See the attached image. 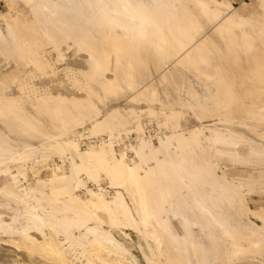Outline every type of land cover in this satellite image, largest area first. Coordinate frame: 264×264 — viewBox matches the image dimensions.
<instances>
[{
    "label": "rangeland",
    "instance_id": "rangeland-1",
    "mask_svg": "<svg viewBox=\"0 0 264 264\" xmlns=\"http://www.w3.org/2000/svg\"><path fill=\"white\" fill-rule=\"evenodd\" d=\"M32 1L0 0V138L3 140V145L5 147V151L0 153V160L8 159L13 156L15 157L24 154V152L28 154V149L26 147H34L38 150V152L30 156V161L26 163L23 172L18 171V165L13 162H9L7 164L9 166L6 164L0 166L1 171L8 168L9 172H13V175L14 173L18 175L17 181H19L16 183L19 185H16L11 180H6L8 176H5L3 173L0 175V223L5 226L4 230L12 231V233L0 232V264H107L112 262L109 260L106 262L103 260L100 261L101 259L89 255L83 256V251L80 249L75 251L67 250L68 245L63 242L64 236L56 232L60 227L58 222L63 216L71 217L75 220L88 218L90 219V227H96L110 232L115 240L121 243L124 249L127 250V253L124 254V259H126L125 264H149L146 256H150V259L155 264L159 262V264H264V157L261 158L251 154V151L255 149L258 151H262L263 149L262 152H264V11L261 3L262 0H217L218 3L216 4L218 5L214 2L207 1L211 11L215 9L221 13L220 18L213 22L208 19L209 17L204 16L201 10L202 8H199L200 6L196 3V0H171L168 3L164 2L161 9L162 16L169 18L177 16L175 17V19L177 18L176 20H187L188 22L192 21L197 24V29H200V31L193 35V37L195 36L193 45L195 47L198 45L205 46L207 49V51L205 50V54L208 56L207 58H209V63L207 64L208 67L205 65L204 69L202 66L199 71L193 69L188 70L181 65H177L176 60L184 57L186 53H178L176 51V44L171 35V30H169L171 25L169 22H166L167 24L165 23L162 29L161 43L160 40L158 41L157 36L152 35L151 39L159 48L161 47V50H164H162L163 52L171 56L169 62L172 65L167 63V67L165 66L166 71L169 67L173 76L177 77L179 75L183 85L180 95L172 86L170 87V85H162L163 88L161 84L158 83L161 73L158 72V74L155 72V67L149 62V64H147L148 70L152 76L154 75L153 78L156 77L155 79H158H153L158 85L156 87L159 91V98L156 104L155 102H149V100L144 97L140 98V96H138L135 98L134 93L130 94V92L127 93V91H125V93H123L124 91H120L114 96L105 95L101 87L93 82L91 75L94 73V68L90 64L93 54L91 50H95L94 55L99 57L100 64L108 69V71L106 70L104 72L103 80L111 79L113 75L111 70L118 58V55L113 51L115 47L113 45H115L117 41L113 40L112 42L106 40V30H103V28L95 24L87 25L86 21L83 20L84 18L81 19L77 16L83 11L86 13L85 16L88 15L87 19H92L90 10L82 5L76 4V2H79L78 0H73L72 4H74V8L72 4L67 3V0ZM57 3L60 4V6L57 5ZM39 5L41 6V8H39L40 10L38 9ZM36 6L37 9L35 8ZM68 7H71L72 9H70L75 11H72L75 16L72 15L73 13L71 10L69 11ZM171 7H173V12L170 10ZM62 12H64V14ZM67 13H69V15ZM187 13L192 17H190V19L193 20L188 18L189 15ZM50 14L56 19L53 18V23L50 22L49 24L48 17L51 16ZM184 14L187 15L185 16ZM69 17L73 19L70 18L71 22L68 23ZM231 17L236 23H240L239 27L232 29V33L235 35L238 33L237 36H239L242 31L250 36V42L252 41V46H254L250 51L243 52L239 50V52L231 43V39L229 38L231 34L229 32H220L217 30L223 21ZM58 21L60 23H58ZM8 25L9 27L13 25L12 33H10ZM87 27L90 30L87 29ZM47 34L50 36V39H48L49 37ZM74 36H76L77 39H75ZM231 38L236 39L237 37L232 36ZM172 47L173 49H170ZM195 47H192L191 50ZM27 50H30V52H27ZM106 51L109 52L108 59L105 57ZM132 53L133 52L130 54ZM148 54H145L143 57L148 58ZM115 55L117 57H115ZM172 57L174 59H172ZM242 57H244V60H242ZM27 58L29 59L27 60ZM232 60H234V62ZM238 61L240 62L239 64ZM175 62L176 65L173 64ZM37 63L43 65V70L39 69ZM46 64L48 65L47 68L45 66ZM216 68L218 71H216ZM86 75L88 78H86ZM219 76L222 78L220 79ZM184 80H186V82ZM87 85L89 88H85ZM188 85H190V87H188ZM187 89L196 92L197 99L191 100L186 93ZM87 90L88 92H94L96 96L95 100H97L98 104H101L99 105L101 111H99L100 115L98 114L99 117H93V120L97 118L100 119L108 111L117 110L123 121H126L125 123L123 122L122 126L114 130L112 136L109 132L97 134L91 132L90 128L93 124L92 119H86L82 124L72 126L71 129L69 128L65 132L62 124L63 121L60 120L62 115L54 117L52 112L55 109V104L49 101L51 97L83 98L88 94ZM160 90L165 91L167 95ZM10 98L17 101L18 105H15V108L21 107L23 116H27L30 123H33L32 125L26 126L25 124L19 123L17 120L19 115L17 113L11 111L9 113V110L6 111L8 107L4 100ZM159 105H162V108ZM166 107L169 108L165 109ZM132 109L136 112L132 113ZM69 110H72L71 107H69L68 111ZM151 111H153V113H151ZM171 113H175L176 115L171 117ZM65 114H63V116ZM34 120L36 121L34 122ZM40 121L46 124L44 125ZM165 121L168 122L166 123ZM56 123H58V125ZM198 128L202 130L199 131ZM192 130L199 131L196 141L188 146V148H178L176 140L180 138L179 136L188 137L189 131ZM213 130L217 133L223 135L229 134L233 137V142L236 144L232 142V146L230 145V147L234 151L236 150L237 155L234 157L235 159L229 158L225 154L219 153V151L217 152V148L209 143L207 138L214 132ZM168 136L174 137H172L173 140L171 139V146L169 147V153L171 156L173 155L172 158L174 160H172L174 163H176V161L178 162L180 157H183L185 153L186 155L184 157L195 160V162L193 160V164L190 166L191 169L189 168V171H192L189 176L183 180H179L180 182L178 180H173L174 182H170L171 185L167 184L170 190L169 192L175 197H172L170 193H168L170 195L169 198L165 195L167 200L165 203L167 205L161 202V196L156 192V188L159 187L158 185L161 182L160 175H156L149 185H146L149 190L146 194L147 201H144V203L147 202L146 205L148 204L149 206V212L151 209L157 211L160 205H164V207L167 208L166 212L161 209V212H164L161 218L168 220L167 229L169 233L163 234L160 227L153 225L156 227L154 229V227L152 228V225L149 224H139L133 227L118 224L116 228V225H112V219L108 214L105 212H96L88 208L90 205L91 192H101L108 202L112 201L116 192H121L130 204V197L133 196L137 187L126 180H124V182L120 181L117 185H112L111 177L104 173L100 174L97 182L89 179L86 175L85 177L81 173L78 177L80 185L72 194V198L74 199L72 202L66 201V199H64L66 195L64 194H51L50 186L48 185L37 186L40 180L49 178L53 176L54 173L58 175H70L72 172V159H70L71 155L69 153L60 155L53 149H47V151L43 150V145H49L53 142L54 137H57L56 140L60 143L67 140L76 141L77 148L80 152L97 151L104 143L110 144L116 156L120 157L119 155L124 153L126 156V164L134 165L138 163V159L134 152L141 146L138 141L139 138L150 143L152 147L159 148L160 139L164 140V138ZM84 139H94L95 141L86 144L85 147L82 148L81 141ZM206 139L208 142H206ZM241 140H244L243 143ZM245 141H248V143ZM253 143L254 145H252ZM249 145L252 147L249 148ZM192 147H194V150ZM196 147L198 148L196 149ZM206 147L208 148L206 149ZM188 149H190V152H188ZM223 151L227 150L223 149ZM220 152L222 151L220 150ZM199 154H201V158ZM73 158L75 162L77 161L76 163H79L76 156L74 157L73 155ZM197 158L199 160H197ZM154 166L155 163L152 161L147 165V167L151 168ZM198 166L202 170L198 168ZM200 170L202 173L199 172ZM143 173L144 172H141V174ZM199 177L201 179H199ZM201 180L203 181L200 182ZM254 180L256 183H253ZM176 181L179 185L177 183L175 184ZM190 181L194 182V185L199 189L201 188L203 195H205L208 200L207 201L201 193L204 205L209 206H207L209 211L212 215L215 214V217H207V220H205L204 216H206V213L195 208L196 205L194 204L195 200L193 196L194 198L196 197L194 193H192V188H185L186 190L183 188L181 189L183 184H187ZM221 184H223V186ZM17 188L19 190H17ZM13 191L20 197L17 198L12 196L11 194ZM186 191L188 192L186 193ZM215 193L217 195H215ZM187 194H189V196ZM30 197L32 198L30 199ZM176 197L180 201L187 198L189 205L185 206L183 209H172L170 206L174 204ZM170 199H172L171 203H169ZM23 200L26 203L25 205L23 204ZM209 201H211L213 206ZM181 202L180 204H182ZM230 202L232 203L230 204ZM64 205H68L67 208H65ZM137 206V208H142V201H139ZM232 206L235 207L233 208ZM188 208H191L190 211ZM131 209L137 221H145V212L147 213V211H144L142 216L138 217L135 208L131 207ZM25 210H28V212ZM62 210H64V212ZM29 211L34 212L39 217L41 216L40 218L43 221L48 218L52 219L51 222L53 224L43 222L40 229L43 233L45 232V237L54 244L62 243L59 247L62 248L64 254H66V263L62 261L60 263L59 260L50 256L47 251L38 247L39 245L30 246L26 241L21 240L19 233H21L23 229L31 227ZM212 212H214V214ZM174 214H176V216ZM218 216H222L223 218H219ZM182 217L189 222L191 220H195L191 222L204 221L205 223H202L204 228L200 226L201 228L197 227L196 229V227H194V229L192 226L190 230L186 232L185 229H183L184 222L182 221L184 218ZM213 218L220 220V223H226V226H221ZM221 219H223V221ZM209 223L211 226H209ZM95 224L97 225L95 226ZM8 226H11V228ZM233 227L234 229L235 227L239 228H237L238 233L227 234L226 231ZM205 228L208 229L209 233ZM14 229L17 230L15 231ZM156 229L161 230L157 232ZM203 229L206 231L205 233ZM222 229L224 230L222 231ZM217 230H219L221 235ZM31 232V236L34 237L38 243L43 241L40 234L33 232V230ZM181 232L183 234H181ZM207 233L209 235H207ZM71 234L75 238H79L86 246L92 241L91 236L82 239V236L85 234L84 231L80 232L75 230L72 231ZM177 239H180L181 242H177ZM89 246L90 245L87 246L88 249ZM207 248L209 250L211 249V251ZM189 255L190 257H188ZM185 260L188 261L186 262Z\"/></svg>",
    "mask_w": 264,
    "mask_h": 264
},
{
    "label": "bare ground",
    "instance_id": "bare-ground-1",
    "mask_svg": "<svg viewBox=\"0 0 264 264\" xmlns=\"http://www.w3.org/2000/svg\"><path fill=\"white\" fill-rule=\"evenodd\" d=\"M32 1V0H31ZM79 2H76V4H79L80 6H84L86 7L88 10L91 11L92 14V19H87V16H85L86 13H84L83 11L78 14L77 16L83 20L86 21L87 25H91V24H95L100 26L101 28H103V30H106V40L112 41L116 40L117 43H115V46L113 48V51L115 52V54L118 55V58L115 61L114 67L111 70V72L113 73L112 78L111 79H106L103 80L104 78V72L108 69L106 67H104L103 65L100 64L99 62V57L94 55L95 50L92 49V56H91V61L90 64L91 66L94 68V73L93 75H91V79H93V82H95L96 84H98L101 87V90L103 91V93L105 95H111L114 96L117 93H119L120 91H124L123 93H125V91L134 93L135 98H137L138 96L144 97L147 100H149V102H155V104L158 101L159 98V91L157 89L156 86H158L155 81L153 79H155L156 77L153 78L152 74L150 73V71L148 70L147 64H149V62L153 65V67H155L154 69L156 70L155 72H159L161 73L160 77H159V84H161V86L163 85H170V87L172 86L174 88V90L180 95L181 91H182V82L180 79V76L178 75L173 76V73L171 72V69H169L166 71V64L169 63L171 64L169 61L171 59V56L166 53L163 52L155 42L152 41L151 36H157L158 41L160 40L161 43V39H162V29H163V25L166 22H169L171 27H169L171 30V35L173 36V40L175 41L176 44V51L178 53L181 52H185L186 54H184L185 56L182 58H178L177 61V65H181L182 67H185L188 70H195V71H199L200 67L203 66V68L205 67V65L207 66V64L209 63V58H207L208 56L205 54V50L207 51V49L205 48V46L203 45H198L197 47H195L193 45V41H194V37L193 35L198 33L200 31V29H197V24L190 21L188 22L187 20L184 21H179L172 17H164L162 16V4L168 3L171 0H78ZM175 1V0H174ZM207 1L210 2H214L215 4L218 3L217 0H196V3L200 6H198L201 10L202 13L204 14V16L209 17L208 19L213 22L216 21L220 18L221 13L215 9H213L212 11L210 10ZM260 1V0H259ZM33 2V1H32ZM59 2V1H57ZM60 3V2H59ZM64 3V2H63ZM68 4H72L73 0H67ZM75 3V2H74ZM262 7H263V11H264V0H262ZM53 4V3H52ZM62 4V3H60ZM60 4L57 3V5L60 6ZM38 5V4H37ZM65 5V4H64ZM73 5V6H72ZM71 6L74 8V4H72ZM168 5V4H167ZM218 5V4H216ZM220 5V4H219ZM56 6V5H55ZM58 7V6H57ZM55 7V8H57ZM62 7V6H61ZM60 7V8H61ZM65 7V6H64ZM63 7V8H64ZM37 9V6L35 7ZM41 8V6H38V9ZM50 8V7H48ZM69 8V7H68ZM67 8V9H68ZM71 8V7H70ZM69 8V11L72 9ZM82 8V7H81ZM164 8V7H163ZM40 10V9H39ZM172 10L171 12H173V7H171ZM62 11V10H61ZM68 11V12H69ZM73 10H71L72 12ZM86 11V10H84ZM75 12V11H73ZM72 12V13H73ZM50 13V12H49ZM64 14V12H62ZM175 13V12H174ZM39 14V13H38ZM55 14V13H53ZM69 15V13H67ZM177 14V12H176ZM188 14V13H187ZM186 14V15H187ZM51 15V14H50ZM57 15V14H56ZM74 15V13L72 14ZM71 15V16H72ZM172 15V14H170ZM185 15V14H184ZM185 15V16H186ZM189 15V14H188ZM37 16V15H36ZM53 15H51L50 17H48V21L49 24L50 22L53 23ZM55 16V15H54ZM75 16V15H74ZM73 16V17H74ZM91 16V15H89ZM182 16V15H181ZM184 16V17H185ZM57 17V16H56ZM77 17V19H78ZM190 15H189V19H190ZM58 18V17H57ZM72 17H69L68 23L71 22ZM76 18V17H75ZM74 18V19H75ZM179 18V16H178ZM192 18V17H191ZM56 19V18H55ZM68 19V18H67ZM73 19V18H72ZM181 19V18H180ZM187 19V18H186ZM193 20V19H190ZM225 20V19H224ZM56 21V20H54ZM75 21V20H73ZM77 21V20H76ZM79 21V20H78ZM13 22V21H12ZM58 23H60L58 21ZM62 23V22H61ZM76 23V22H75ZM79 23V22H77ZM73 24V23H72ZM167 24V23H166ZM199 24V23H198ZM240 23H236L234 21V19L228 18L225 21H223L219 27L217 28L218 31L220 32H229L231 35V37H237L236 39H233L231 37H229L231 39V43L235 46L236 50H241L243 52H248L251 50V48L254 46H252V41L250 42L251 38L248 34L243 33L241 31V33L238 35V33L235 35L234 33H232V29H234L235 27H239ZM169 26V25H168ZM60 27V25H59ZM82 27V26H81ZM167 27V26H166ZM10 28V33H12L13 31V25L9 27ZM85 28V27H84ZM263 28V27H262ZM260 28V29H262ZM86 29V28H85ZM87 29H89L87 27ZM8 30V32H9ZM60 30V28H59ZM90 30V29H89ZM57 31V30H56ZM61 31V30H60ZM235 31V30H234ZM77 32V31H76ZM1 35V34H0ZM10 35V34H9ZM78 35V34H76ZM198 35V34H197ZM226 35V34H225ZM228 35V34H227ZM47 36L49 37L48 39H50V36L47 34ZM171 36V38H172ZM229 36V35H228ZM75 39L76 36H74ZM81 37V36H80ZM92 38V37H91ZM228 38V37H227ZM85 39V38H84ZM88 39V37H87ZM154 39V38H153ZM165 39V38H164ZM229 39V41H230ZM3 40V39H2ZM94 40V39H93ZM155 40V39H154ZM157 40V39H156ZM253 40V39H252ZM228 41V40H227ZM4 42V40H3ZM169 42V41H168ZM254 42V41H253ZM199 43V42H198ZM82 44V43H81ZM84 44V43H83ZM163 44V43H162ZM230 44V43H229ZM87 45V44H86ZM164 45V44H163ZM173 45V44H171ZM254 45V43H253ZM37 46V45H36ZM84 46V45H83ZM94 46V45H93ZM231 46V45H230ZM41 47V46H40ZM39 47V48H40ZM86 47V46H85ZM96 47V46H95ZM174 47V46H173ZM170 48V49H173ZM192 47H195L194 49L191 50ZM36 48V47H35ZM87 48V47H86ZM232 48V47H231ZM99 49V48H98ZM174 49V50H175ZM233 49V48H232ZM234 49V51H235ZM38 50V48H37ZM173 50V51H174ZM27 52H30V50H27ZM131 52H133L132 54H130ZM175 52V51H174ZM240 52V51H239ZM98 53V52H97ZM149 53V54H148ZM176 53V52H175ZM209 53V52H207ZM30 54V53H29ZM34 54V53H33ZM145 54H148L149 57L145 58L143 57ZM231 54V53H230ZM27 55V54H26ZM31 55V54H30ZM172 55V54H171ZM178 55V54H176ZM181 55V54H180ZM229 55V53H228ZM109 56V52L106 51L105 53V57H107L108 59ZM173 56V55H172ZM226 56V55H225ZM115 57H117L115 55ZM229 57V56H228ZM241 57V56H240ZM110 58V57H109ZM213 58V56H212ZM227 58V57H226ZM244 57H242V60ZM29 58H27L28 60ZM172 59H174L172 57ZM232 59V57H231ZM234 59V58H233ZM241 59V58H240ZM246 59V57H245ZM211 60V58H210ZM228 60V59H227ZM234 62V60H232ZM38 62V61H36ZM172 62V61H171ZM212 62V61H211ZM231 62V61H228ZM42 63V62H41ZM107 63V62H106ZM240 62L238 61V64ZM32 64V63H31ZM113 64V63H112ZM176 65V62L173 63ZM172 65V64H171ZM36 66V65H35ZM37 66L39 67V69L43 70V65L40 63H37ZM47 68V64L45 65ZM113 66V65H112ZM166 66V67H165ZM175 67V66H174ZM178 67V66H177ZM208 67V66H207ZM152 69V68H151ZM205 69V68H204ZM89 70V68H88ZM176 70V69H175ZM201 70V69H200ZM173 71V70H172ZM216 71L217 68H216ZM46 72V71H45ZM43 72V73H45ZM153 72V71H152ZM186 72V71H185ZM204 72V71H203ZM158 73V74H159ZM154 74V73H153ZM157 74V75H158ZM179 74V73H178ZM218 74V72H217ZM199 75V74H198ZM209 76V75H208ZM221 76V75H220ZM219 76V77H220ZM106 77V76H105ZM196 77V76H194ZM224 77V76H223ZM86 78L87 75H86ZM183 78V77H181ZM222 77H220L221 79ZM198 79V77H197ZM226 79V78H225ZM88 80V79H87ZM158 80V79H155ZM216 80V79H215ZM186 82V80H184ZM224 81V80H223ZM157 82V81H156ZM89 84V82H88ZM94 84V83H93ZM94 84V85H96ZM228 84V83H227ZM185 85V84H184ZM162 86V87H163ZM186 86V85H185ZM85 87V86H84ZM88 85L85 87L87 88ZM168 87V86H167ZM188 87H190V85H188ZM229 87V86H228ZM89 88V87H88ZM96 88V87H95ZM164 88V87H163ZM166 88V86H165ZM169 88V87H168ZM78 89V88H77ZM160 89V88H159ZM170 89V88H169ZM193 89V88H192ZM91 90V89H89ZM164 90V89H163ZM162 91V90H160ZM171 91V89H170ZM185 91V90H184ZM183 91V92H184ZM88 92V90H87ZM165 93V91H162ZM167 92V91H166ZM101 93V94H103ZM168 93V92H167ZM175 93V92H173ZM176 93V94H177ZM187 95L189 96V98L192 99H197V93L187 89L186 91ZM185 93V94H186ZM87 94V93H86ZM85 94V95H86ZM167 95V94H166ZM165 95V96H166ZM103 96V95H102ZM169 96V95H168ZM186 96V95H185ZM51 97V96H50ZM73 97V96H72ZM95 94L92 91H89L88 94L83 97V98H77V97H73V98H67V97H62V96H55V97H51L49 101H52L55 104V109L52 112L54 117H59L60 115H62V117L60 118L61 121H63V126L66 130H68L69 128L71 129L72 126H77L82 124V122L86 119H92L93 117H97L99 114V105L97 100H95ZM133 97V96H132ZM131 97V98H132ZM204 97V95H203ZM206 97V95H205ZM4 98V97H3ZM104 98V97H103ZM134 98V99H135ZM143 98V99H144ZM187 98V97H186ZM179 99V98H178ZM183 99V98H182ZM199 99V98H198ZM206 99V98H205ZM204 99V100H205ZM99 100V99H98ZM202 100V98H201ZM43 101V100H41ZM48 101V100H47ZM133 101V100H131ZM130 101V102H131ZM197 101V100H196ZM5 104L7 105L8 109L6 111L9 110L11 112H15L18 115V122L21 124H25L26 126L32 125L30 123V121L28 120L27 116H23L22 114V109L21 107L19 108H15V105H18L17 101L15 99H6L4 100ZM178 102V101H177ZM194 102V100H193ZM192 102V103H193ZM198 102V101H197ZM201 102V101H200ZM199 102V103H200ZM50 103V102H49ZM170 104V103H169ZM190 104V103H189ZM188 104V105H189ZM171 105V104H170ZM199 105V104H198ZM21 106V105H20ZM160 106V105H159ZM162 106V105H161ZM160 106V107H161ZM23 107V106H22ZM34 107V106H33ZM36 107V106H35ZM69 107H71L72 110H69ZM26 108V107H25ZM162 108V107H161ZM169 107H166L165 109H168ZM164 109V107H163ZM28 110V109H27ZM26 110V111H27ZM68 111V112H67ZM133 111V109H132ZM172 111V110H171ZM5 112V111H4ZM101 112V111H100ZM136 111H133L132 113H134ZM140 112V111H139ZM150 112V111H149ZM196 112V111H195ZM27 113V112H26ZM66 113V114H65ZM151 113H153V111H151ZM170 113V112H169ZM168 113V114H169ZM198 113V112H197ZM63 114H65L63 116ZM104 114V112H103ZM138 114V113H137ZM136 114V115H137ZM140 114V113H139ZM166 114V113H165ZM196 114V113H195ZM11 115V114H10ZM30 115V113H29ZM28 115V116H29ZM100 115V114H99ZM176 114L175 113H171V117H174ZM179 115V114H178ZM198 115V114H197ZM52 116V115H50ZM165 116V115H164ZM168 116V115H167ZM201 116V115H198ZM15 117V116H14ZM27 117V118H26ZM30 117V116H29ZM32 117V116H31ZM99 117V116H98ZM101 117V116H100ZM33 118V117H32ZM179 118V117H178ZM35 119V118H34ZM37 119V118H36ZM49 119V118H48ZM200 119V118H199ZM40 120V119H38ZM93 120V119H92ZM3 121V120H2ZM36 120H34L35 122ZM41 123H43L42 121H40ZM39 122V123H40ZM86 122V121H85ZM123 119L120 115V113L117 110H111L108 111L106 114H104L100 119H94L93 120V124L90 128V131L93 132L94 134L97 133H106L109 132L111 133L110 135L112 136L114 134V130H116L118 127L123 125ZM126 122V121H125ZM124 122V123H125ZM166 122V121H165ZM168 122V121H167ZM166 122V123H167ZM44 124V123H43ZM46 124V123H45ZM44 124V125H45ZM49 124V122H48ZM47 124V125H48ZM51 124V123H50ZM53 124V123H52ZM55 124V123H54ZM58 125V123H56ZM43 126V125H42ZM178 126V125H177ZM25 128V127H24ZM33 128V127H32ZM47 128V127H46ZM45 128V130H46ZM60 128V127H59ZM14 129V128H13ZM35 129V128H34ZM199 131L200 128H198ZM257 129V128H256ZM204 130V129H203ZM26 131V130H25ZM29 131V130H28ZM196 130H192L189 131V135L188 137H184L182 135H180L179 139L176 140L177 141V146L178 148H188V146H190L191 144H193L196 139L198 138V132ZM214 131V130H213ZM263 131V130H262ZM1 132V131H0ZM30 132V131H29ZM64 132V133H65ZM188 132V131H187ZM212 132V131H211ZM40 133V132H38ZM202 133V132H201ZM41 134V133H40ZM60 134V133H59ZM62 134V133H61ZM182 134V133H181ZM259 134V133H258ZM24 135V134H23ZM117 135V134H116ZM6 136V135H5ZM50 136V135H49ZM110 136V138H111ZM175 136V135H174ZM186 136V135H185ZM2 137V136H1ZM52 137V136H51ZM173 136H168L165 137L164 140L160 139L159 142V148H154L150 145V143L146 142L144 139L139 138L138 141L140 142V147L138 149L135 150V155L138 159V163H135L134 165H128L126 164L125 161V154H121L119 155L120 157L116 156L114 150L112 149V146L110 144H106L104 143L103 145H101L100 149L97 151H84V152H80L77 148V144L76 141L73 142L72 140H67V141H63L62 143L58 142L56 140V138H53V142H51L49 145H43V150L47 151V149H53L55 150L57 153H59L60 155H65L66 153H69L71 155L72 159V172L70 175H58L57 173H54L53 176L40 180L38 182V187L40 186H44V185H48L50 186V191L51 194H56V195H66V197L64 199H66V201L68 202H72L74 199L72 198V194L79 188L80 185V180H78V177L80 176V174L82 173L84 176L86 175L89 179L94 180L95 182H97V179L99 178L101 173H104L108 176L111 177V184L112 185H117L118 183L124 182V180L128 181L129 183H132L133 185H135L137 187L136 191L133 193V198L130 197V204L127 202L125 196L121 193V192H116L115 196L112 198L111 202H108L105 197L103 196V194L100 193H94L89 191L90 193V205L88 208L95 210L96 212H105L106 214H108L111 219H112V225H116V228L118 226V224H122V225H126V226H130L133 227L135 225H141V224H149L152 225V228L154 227V229L157 227H160L161 232L164 233H169V230L167 229V219L165 218H161L163 213L167 211V208L164 207V205H160L158 206L157 211L155 209H151V211L149 212V206L148 204L146 205L147 202L144 203V201L146 200V194L148 193L147 191L149 190L146 185H149V183L151 182L152 179H154V177L156 175H160V179L161 182L158 185L159 187L156 188V192H158L161 196V202L164 204H166L165 202L166 200V196H168V198L170 197L171 193L169 192V188L167 187V184H170V182H174L175 180H183L184 178H186L187 176H189L190 172L189 168L190 166H192L193 164V160L194 159H188V157H184L186 155V153L183 155V157H180V160L176 163H174V159L172 158V156L169 153V147L171 146V139ZM174 138V137H173ZM177 138V137H175ZM236 138V137H235ZM264 138V137H263ZM9 139V138H8ZM52 139V138H50ZM209 140V143L217 148V152L219 151V153H223L226 156H228L229 158H234L237 153L236 150L234 151L233 149H231L230 145L233 142V137L231 135H223L217 132H212L210 137L207 138ZM206 139V142H208ZM173 140V139H172ZM11 141V140H10ZM244 140H241V142L243 143ZM16 142V141H15ZM200 142V141H199ZM239 142V139H238ZM246 142V141H245ZM10 143V142H9ZM18 143V142H17ZM201 143V142H200ZM208 143V144H209ZM235 143V142H233ZM248 143V141L246 142ZM12 144V143H11ZM29 144V143H28ZM42 144V143H41ZM236 144V143H235ZM10 145V144H9ZM207 145V144H206ZM234 145V144H233ZM254 145V143L252 144ZM22 146V145H21ZM232 146V145H231ZM195 147V146H194ZM194 147L193 150H194ZM200 147V146H198ZM196 147V149L198 148ZM204 147V146H203ZM252 147L249 145V148ZM259 147V146H258ZM28 149V154H20L17 156H13L10 157L8 159H1L0 160V166L2 165H7L9 162H13L14 164L18 165L17 170L23 172L25 170V165L27 162L30 161V156L34 155L36 152H38V150H36L34 147H26ZM132 148V147H131ZM172 148V147H171ZM191 148V147H190ZM208 147H206L207 149ZM230 148V149H228ZM256 148V146H255ZM261 148V147H260ZM124 149V148H123ZM223 149H226L227 151H223ZM237 149V148H235ZM254 149V148H252ZM25 150V149H24ZM178 150V149H177ZM192 150V149H191ZM200 150V149H199ZM220 150L222 152H220ZM5 151V147L3 145V140L0 138V153ZM171 151V149H170ZM263 151V149H262ZM261 150H253L251 151L253 155L258 156V157H264V152H262ZM43 152V151H41ZM40 152V153H41ZM49 152V151H48ZM188 152H190V149H188ZM197 152V151H196ZM45 153V152H44ZM172 153V152H171ZM180 153V152H178ZM192 153V152H191ZM190 153V154H191ZM199 153V152H198ZM173 154V153H172ZM182 154V153H181ZM195 154V153H194ZM217 154V153H215ZM14 155V154H13ZM16 155V154H15ZM76 156L79 163H76L74 161V158ZM197 155V154H196ZM201 154H199L200 156ZM225 156V157H226ZM177 157V156H176ZM195 157V156H194ZM227 157V158H228ZM201 158V156H200ZM173 159V160H172ZM203 159V158H202ZM205 159V158H204ZM235 159V158H234ZM239 159V158H238ZM244 159V158H243ZM32 160V159H31ZM176 160V159H175ZM197 160H199L197 158ZM242 160V159H241ZM248 160V159H247ZM152 161L155 163L154 167H147V165L149 164V162ZM195 162V160H194ZM37 163V161H36ZM35 163V164H36ZM205 163V162H204ZM258 163V162H257ZM207 164V163H206ZM197 165V164H196ZM9 166V165H7ZM204 166V165H203ZM206 166V165H205ZM208 166V165H207ZM146 167V168H145ZM202 167V166H201ZM167 168V169H166ZM198 168H200L198 166ZM6 169V168H5ZM191 169V168H190ZM201 169V168H200ZM198 170V169H197ZM202 170V169H201ZM201 170L199 171L200 173ZM205 170V169H204ZM207 170V169H206ZM214 171V170H213ZM141 172H144L143 174H141ZM1 173H3L5 176H8V178L6 177V180L9 179L11 180L14 184H16L17 182V178L18 175H14L9 172L8 168L6 170L1 171L0 170V175ZM194 173V172H193ZM209 173V172H208ZM19 174V173H16ZM64 174V173H63ZM214 174V173H213ZM252 174V173H251ZM260 174V173H257ZM262 174V173H261ZM209 175V174H208ZM226 175V174H225ZM4 176V177H5ZM82 176V175H81ZM85 176V177H86ZM250 176V175H249ZM196 177V176H195ZM213 177V176H212ZM258 177V176H257ZM189 178V177H188ZM190 179V178H189ZM199 179H201L199 177ZM235 179V178H234ZM245 179V178H244ZM159 180V179H158ZM174 180V181H173ZM198 180V179H197ZM211 180V178H210ZM221 180V179H220ZM243 180V179H241ZM251 180V179H248ZM262 180V179H260ZM154 181V180H153ZM199 181V180H198ZM203 180H201L200 182H202ZM225 181V180H224ZM246 181V180H245ZM253 181V180H252ZM10 182V181H8ZM169 182V183H168ZM180 182V181H179ZM206 182V181H205ZM248 182V181H247ZM250 182V181H249ZM177 183V181L175 182V184ZM217 183V182H216ZM228 183V182H226ZM253 183H256L255 180ZM258 183V182H257ZM11 184V183H10ZM8 184V185H10ZM13 184V185H14ZM154 184V183H153ZM174 184V185H175ZM178 184V183H177ZM194 182H189L187 184H183V186L181 187V189H185V188H192V193H194L195 197L193 196V199L195 200L194 204L196 205L195 208L200 209L202 211H204L206 213L205 220H207V217H215L214 212H212L214 215L211 214V212L209 211V206L207 207L206 205H204V201H203V196L206 199V196L203 195V192L201 191V188L199 189L197 186L194 185ZM198 184V183H197ZM224 184V183H223ZM223 184H221L223 186ZM19 185V184H16ZM14 185V186H16ZM171 185V184H170ZM169 185V187H170ZM179 185V184H178ZM182 185V184H181ZM180 185V186H181ZM249 185V184H247ZM263 185V184H261ZM7 186V185H6ZM13 186V187H14ZM177 186V185H176ZM214 186V185H213ZM216 186V185H215ZM221 186V187H222ZM251 186V185H250ZM258 186V185H256ZM173 187V186H171ZM200 187V186H199ZM202 187V186H201ZM225 187V186H224ZM246 187V185H245ZM252 187V186H251ZM9 188V186H8ZM34 188V187H33ZM37 188V187H36ZM176 188V187H175ZM203 188V187H202ZM228 188V187H225ZM248 188V187H247ZM10 189V188H9ZM153 189V188H152ZM173 189V188H172ZM171 189V190H172ZM14 190V189H13ZM17 190H19L17 188ZM36 190V189H35ZM186 190V189H185ZM184 190V191H185ZM189 190V189H188ZM204 190V189H203ZM209 190V189H208ZM220 190V189H219ZM253 190V189H252ZM262 190V189H261ZM2 191V190H1ZM16 191V190H15ZM24 191V190H23ZM80 191V190H79ZM101 191V190H99ZM154 191V190H152ZM175 191V189H174ZM173 191V192H174ZM183 191V192H184ZM213 191V190H212ZM232 191V190H231ZM250 191V190H249ZM8 192V191H7ZM155 192V191H154ZM172 192V193H173ZM176 192V191H175ZM179 192V191H178ZM182 192V191H181ZM188 191H186L187 193ZM5 193V192H4ZM23 193V192H22ZM170 193V195L168 194ZM191 193V194H192ZM201 193L203 196H201ZM209 193V192H208ZM223 193V192H222ZM226 193V192H225ZM234 193V191H233ZM76 194V193H75ZM183 194V193H182ZM210 194V193H209ZM242 194V193H241ZM240 194V195H241ZM12 196L15 197H20L18 194H16L14 191L11 194ZM9 195V196H11ZM166 195V196H165ZM177 195V194H176ZM175 195V196H176ZM189 196V194H187ZM193 195V194H192ZM191 195V196H192ZM211 195V194H210ZM215 195H217L215 193ZM235 195V193H234ZM24 196V195H23ZM27 196V195H26ZM172 196V195H171ZM178 196V195H177ZM212 196V195H211ZM228 196V195H227ZM174 197V196H172ZM184 197V196H182ZM12 198V197H11ZM32 197H30L31 199ZM175 198V197H174ZM210 198V197H208ZM213 198V196H212ZM225 198V197H224ZM173 199V198H172ZM172 199H170V202L172 201ZM214 199V198H213ZM212 199V200H213ZM230 199V198H229ZM238 199V198H237ZM183 200V201H182ZM181 201L179 199H177L174 202V204H172V206H170L172 209H183L185 206L189 205L188 199L184 198ZM207 200V199H206ZM211 200V199H210ZM139 201H142V208H137V203ZM151 201V200H150ZM149 201V202H150ZM208 201V200H207ZM215 201V200H214ZM220 201V200H219ZM22 202V201H21ZM24 202V200H23ZM180 202L182 204H180ZM191 202V199H190ZM211 204V201H209ZM239 202V200H238ZM51 203V202H48ZM152 203V202H150ZM154 203V202H153ZM157 203V201H156ZM160 203V204H162ZM229 203V202H228ZM232 202H230L231 204ZM24 205L26 204L25 202L23 203ZM44 204V203H43ZM193 204V205H194ZM167 205V204H166ZM171 205V204H170ZM212 205V204H211ZM222 205V202H221ZM228 205V204H227ZM235 205V204H234ZM68 205H64L65 208H67ZM153 206V205H152ZM213 206V205H212ZM229 206V205H228ZM236 206V205H235ZM234 206V207H235ZM87 207V206H86ZM131 207H134L136 212H137V216H142L144 211H147V213L145 212V221H137V219L135 218L133 211L131 209ZM164 207V208H163ZM189 207V206H188ZM231 207V205H230ZM233 207V206H232ZM233 207V208H234ZM237 207V206H236ZM151 208V207H150ZM156 208V207H155ZM219 208V207H218ZM217 208V209H218ZM89 209V210H90ZM161 209H163V211L161 212ZM189 209V208H188ZM191 209V208H190ZM189 209V211H190ZM224 209V208H223ZM194 210V209H192ZM191 210V212H192ZM196 210V209H195ZM220 210V209H219ZM218 210V211H219ZM222 210V209H221ZM26 211V210H25ZM38 211V209H37ZM64 212V210H62ZM173 211V210H172ZM197 211V210H196ZM195 211V213H196ZM212 211V210H211ZM28 212V210L26 211ZM29 211V220L31 221V227L28 229H23L21 231V233H19V235L21 236V240L22 241H26L30 246H37L38 247L44 249L45 251H47L49 253L50 256L56 258L57 260H59V262H65L66 263V254H64V250H62V248L59 247V245H62V243H58V244H54L51 240H48L43 231L40 229V227L43 225L44 223H50L53 224L51 222V218L45 219L44 221L37 216L34 212ZM92 212V211H91ZM175 212V211H174ZM184 212V211H183ZM194 212V211H193ZM223 212V211H221ZM66 213V212H65ZM167 214V213H165ZM185 214V213H184ZM187 214V213H186ZM189 214V213H188ZM198 214V213H197ZM26 215V214H25ZM41 215V214H40ZM67 215V214H66ZM168 215V214H167ZM176 216V214H174ZM194 215V214H193ZM196 215V214H195ZM203 215V213H202ZM218 215V214H217ZM70 216V215H69ZM82 216V215H81ZM183 216V215H181ZM223 216V215H222ZM222 216H218L219 218H221ZM227 216V215H225ZM3 217V216H2ZM198 217V216H197ZM229 217V215H228ZM144 218V217H143ZM173 218V217H172ZM175 218V217H174ZM184 218V217H182ZM190 218V217H189ZM194 218V217H193ZM200 218V217H199ZM223 218V217H222ZM201 219V218H200ZM218 224H220L221 226H226L224 222H219L220 220H218L217 218H213ZM212 219V220H213ZM232 219V218H230ZM2 220V219H1ZM191 220V219H190ZM199 220V219H198ZM223 221V219H221ZM191 221H195V220H191ZM189 222L188 220H186L185 218L183 219L182 222H184V228L186 232H188L190 230V227L193 226L199 228L200 226H202V223H205L203 220V222ZM234 221V220H233ZM89 222L90 219L88 218H83V219H78L75 220L71 217H65L63 216L58 224H59V228L58 230H56L57 234L60 233L64 236V240L63 242L66 243L68 245L67 250H71V251H75L77 249L82 250V255H89L91 257L94 258H98L101 259L100 261H112L110 263L107 264H125V260L124 259V254L127 253V250L124 249V247L121 245V243L117 242L115 240V238L113 237V235L105 230H101L98 229L96 227H90L89 226ZM181 222V221H180ZM210 222V221H209ZM228 223V220H227ZM230 223V222H229ZM212 224V223H211ZM28 225V224H27ZM97 224H95L96 226ZM155 225V226H153ZM94 226V225H92ZM209 226L210 223H209ZM219 226V225H218ZM5 226H3L0 223V232L3 231L4 233L7 232H11V230H4ZM11 228V226H8ZM51 227V226H50ZM54 227V226H53ZM115 227V226H114ZM148 227V225H147ZM207 227V226H205ZM214 227V226H213ZM220 227V226H219ZM113 228V227H112ZM201 228V227H200ZM202 228H204L202 226ZM211 228V227H209ZM223 228V227H222ZM228 228V227H227ZM238 228V227H237ZM237 228L234 227L231 228L230 230H227L226 233L227 234H233V233H238L237 232ZM138 229V227H137ZM195 229V228H194ZM207 228H205L206 230ZM214 229V228H212ZM229 229V228H228ZM239 229V228H238ZM13 230V229H12ZM15 230V229H14ZM17 230V229H16ZM15 230V231H16ZM36 232L38 234H40L43 238V241H41V243H38L36 239H34V237L31 236L32 231ZM84 231L85 234L82 236V239H86L88 236L92 237V241L89 242L88 245L89 249L87 248L86 244H84L81 240H79V238H75L71 232L72 231ZM139 230V229H138ZM157 230V229H156ZM159 229L157 230L160 231ZM182 230V229H181ZM192 230V229H191ZM224 229H222L223 231ZM184 231V232H185ZM204 231V229H203ZM208 231V229H207ZM215 231V230H214ZM261 231V230H260ZM18 232V231H17ZM20 232V231H19ZM147 232V231H146ZM206 231H204L205 233ZM217 232H219V230H217ZM216 232V233H217ZM252 232V231H251ZM209 233V231H208ZM207 233V235H209ZM214 233V232H213ZM212 233V234H213ZM224 233V232H223ZM242 233V232H241ZM141 234V232H140ZM181 234H183L181 232ZM210 234V235H212ZM220 234V232H219ZM217 234V235H219ZM185 235V233H184ZM221 235V234H220ZM236 235V234H235ZM245 235V234H244ZM155 236V235H154ZM234 236V235H233ZM237 236V235H236ZM210 237V236H209ZM194 238V237H193ZM192 238V239H193ZM242 238V237H241ZM156 239V238H155ZM165 239V238H164ZM196 239V238H194ZM233 239V238H232ZM20 240V241H21ZM91 240V239H90ZM215 240V239H214ZM220 240V239H218ZM177 242H181L180 239L176 240ZM191 241V240H190ZM189 241V242H190ZM212 241V240H211ZM225 241V240H224ZM231 241V240H230ZM8 242V241H7ZM18 242V240H17ZM16 242V243H17ZM40 242V240H39ZM216 242V241H215ZM218 243V241H217ZM260 243V242H259ZM18 244V243H17ZM178 244V243H177ZM176 244V245H177ZM192 244V243H191ZM20 245V244H19ZM23 245V244H22ZM212 245V244H211ZM215 246H217L216 244H214ZM184 246V245H183ZM197 246V245H196ZM201 246V245H200ZM205 246V245H204ZM209 246V245H208ZM213 246V245H212ZM220 246V245H219ZM260 246V245H259ZM234 247V246H231ZM185 248V247H184ZM187 248V247H186ZM189 248V247H188ZM196 248V247H195ZM210 248V247H209ZM213 248V247H212ZM221 248V247H220ZM64 249V248H63ZM183 249V248H182ZM208 249V248H207ZM216 249V248H215ZM219 249V248H218ZM226 249V247H225ZM240 249V248H239ZM243 249V248H242ZM185 250V249H184ZM188 250V249H187ZM197 250V249H196ZM209 250V249H208ZM66 251V250H65ZM186 251V250H185ZM189 251V250H188ZM211 251V249L209 250ZM67 252V251H66ZM161 252V251H160ZM180 252V251H179ZM198 252V251H195ZM207 252V251H206ZM80 253V252H79ZM157 253V252H156ZM173 253V252H172ZM176 253V252H175ZM187 253V252H186ZM211 253V252H210ZM174 254V253H173ZM183 254V253H182ZM189 254V252H188ZM201 254V253H200ZM205 254V253H204ZM224 254V253H223ZM157 255V254H156ZM155 255V256H156ZM178 255V254H177ZM184 255V254H183ZM199 255V254H198ZM207 255V254H206ZM159 256V255H158ZM175 256V255H174ZM218 256V255H217ZM225 257V254L223 255ZM190 257V255L188 256ZM213 257V256H211ZM215 257V256H214ZM221 257V256H220ZM219 257V258H220ZM180 258V256H179ZM218 258V259H219ZM76 259V258H75ZM146 259L148 260L149 264H155L151 259L150 256H146ZM185 259V258H184ZM187 259V258H186ZM209 259V258H208ZM89 260V259H88ZM199 260V259H198ZM213 260V259H211ZM229 260V259H228ZM96 261V260H95ZM186 261V260H185ZM188 261V260H187ZM186 261V262H187ZM191 261V260H190ZM206 261V259H205ZM225 261V260H224ZM207 262V261H206ZM230 262V261H229ZM134 263V262H133ZM157 263V262H156ZM160 263V262H159ZM157 263V264H159ZM185 263V262H184ZM171 264V263H170ZM191 264V263H189ZM199 264V263H197ZM210 264V263H209ZM220 264V263H219Z\"/></svg>",
    "mask_w": 264,
    "mask_h": 264
},
{
    "label": "built area",
    "instance_id": "built-area-1",
    "mask_svg": "<svg viewBox=\"0 0 264 264\" xmlns=\"http://www.w3.org/2000/svg\"><path fill=\"white\" fill-rule=\"evenodd\" d=\"M94 141V139H84L83 141H81L82 148H84L86 144L93 143Z\"/></svg>",
    "mask_w": 264,
    "mask_h": 264
}]
</instances>
